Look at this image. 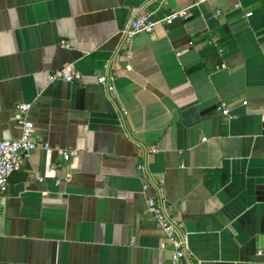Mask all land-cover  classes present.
Instances as JSON below:
<instances>
[{"label":"crops","instance_id":"crops-1","mask_svg":"<svg viewBox=\"0 0 264 264\" xmlns=\"http://www.w3.org/2000/svg\"><path fill=\"white\" fill-rule=\"evenodd\" d=\"M69 63L81 82H48ZM26 102L49 147L0 196V264H177L148 199L178 264H264V0H0V140Z\"/></svg>","mask_w":264,"mask_h":264},{"label":"built area","instance_id":"built-area-1","mask_svg":"<svg viewBox=\"0 0 264 264\" xmlns=\"http://www.w3.org/2000/svg\"><path fill=\"white\" fill-rule=\"evenodd\" d=\"M217 1V0H211ZM220 14V12H218ZM252 14H248L251 16ZM188 18V10L170 12L167 16L153 20L151 17L144 13L136 14L129 26L123 30L125 44L129 43L137 34L146 32L153 33L158 26H169L176 21ZM62 46L69 48V44L65 41L61 42ZM130 55V52H129ZM47 80L49 83L54 81H64L68 83H76L82 81V75L77 70L75 64L69 63L62 69L55 70L48 74ZM112 78L101 77L99 83L106 86L109 91H115L114 85L110 82ZM33 108V103H21L17 106V121L20 127L21 135L14 140H0V196H4L10 185V176L17 170L21 162L28 158L30 154L37 148H48V144L38 141L35 135V125L31 121L29 115ZM224 116H229L230 111L225 106L221 108ZM152 152H156L155 146L151 147ZM78 154L77 151L62 152L65 161H70L72 157ZM139 170H143V166H139ZM147 211L152 213L161 227L164 236L171 243L174 249L172 261L180 263L186 257V243L179 233L177 226L171 220L164 207L159 204L155 199L147 200Z\"/></svg>","mask_w":264,"mask_h":264}]
</instances>
